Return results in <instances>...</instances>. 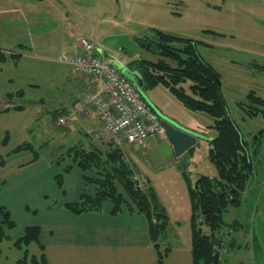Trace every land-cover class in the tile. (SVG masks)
Wrapping results in <instances>:
<instances>
[{"label":"crops","instance_id":"crops-1","mask_svg":"<svg viewBox=\"0 0 264 264\" xmlns=\"http://www.w3.org/2000/svg\"><path fill=\"white\" fill-rule=\"evenodd\" d=\"M39 10L0 9V23L2 15H16L10 24H0V53L3 54L0 60V207L8 208L17 223L9 231L10 238L0 245L2 253L3 250L6 253L5 258H0V264H18L24 254L13 241L30 226L40 228V241L30 244V254L40 256L45 252L49 264H158V253L143 214L126 211L112 214L107 202L101 211L82 214L65 206L79 202L83 194L92 195L96 184L87 183L85 172L78 166L69 165L70 171L65 172L68 165L58 164L57 157L80 146L88 151L107 153L114 141L103 133L95 109L85 103L88 92L102 86L100 79L77 73L58 61L61 54L83 52L81 38H94L70 31V22L68 26L45 22L51 14L45 18ZM81 16L88 21L82 12ZM7 26L12 27L13 34ZM26 37L30 40H24ZM95 40L104 43V56L118 68L122 64L129 67L131 61L142 59L117 53L99 37ZM14 53L20 56L15 59ZM146 94L160 112L170 117L166 106L153 98L150 90H146ZM2 100L16 108H6ZM77 104L82 105V110L77 109ZM61 117H66V124H59ZM212 123L213 120L210 125ZM212 132L215 131L207 130L208 137L216 136ZM161 134L150 138L146 147L165 143L166 137ZM52 142L55 144L52 155L44 159L42 150ZM27 143L36 153L17 150ZM138 167L150 179L154 174L167 173L165 167L160 171L151 170L153 167L150 169L144 163ZM181 170L176 168L175 176L167 174L164 181V201L170 222L181 237L166 256L165 264H191L192 261V238L185 233L191 232V202ZM59 175H63V188L57 184ZM177 182L181 184L182 192L175 189Z\"/></svg>","mask_w":264,"mask_h":264},{"label":"rangeland","instance_id":"rangeland-1","mask_svg":"<svg viewBox=\"0 0 264 264\" xmlns=\"http://www.w3.org/2000/svg\"><path fill=\"white\" fill-rule=\"evenodd\" d=\"M0 9H41V15L45 14L43 17H50L45 22L62 26H68L70 22V31H79L88 38H94L88 39L89 41H96L99 37L117 53L124 52L132 59H157L156 55L144 50L137 41V38L149 35L151 28L198 41L200 55L220 74V83L230 115L241 127L242 135L249 143L251 151L255 148L257 150L254 157L255 171L243 194V203L239 207H230L225 212L224 226L216 232V235L227 240L226 251L219 255V258L222 260L221 264H264V134H260L264 131V114L249 117L240 105L245 103V108L249 109L250 104L247 101L252 91L264 99V0H0ZM81 12L88 21L82 19ZM60 13L68 20H63L64 17L60 16ZM15 16L2 15L0 24H10L11 18ZM57 17L60 18L55 21ZM7 29H11L10 34H13L12 27L7 26ZM18 29L22 32L21 27ZM26 38L24 40H30V37ZM191 85L190 81L184 83L186 89ZM150 91L153 98L166 106L171 120L184 128H194L203 136L194 150L184 154L183 160L175 155L167 138H164L165 143L161 142L150 148L146 145H123L120 148L123 154H119V157L123 155L132 172L129 176L132 178L140 175L149 181L144 190L137 189L135 185L134 187L140 192L154 194L157 206L165 210L168 227L162 244L173 248L180 242L181 237L174 231L170 222L164 201V181L167 174L174 175L175 169L181 170L182 167V175L189 193L185 169L193 181L199 174L217 175L215 166L207 158L210 148L207 130L213 118L204 113L190 111L163 86ZM212 133L213 136L217 135L216 131ZM161 135L164 136L165 133ZM255 135L259 138L257 142H253ZM54 145L52 142L48 148L42 150L44 159L51 157ZM100 153L94 169L85 174L93 179L107 177L108 184H112V187L106 189L119 195L123 194L125 200L129 201L132 194L126 185L128 175L122 173L121 161L118 158H108L103 151ZM60 156L57 157L59 160L65 158L61 166H78L77 161L67 154ZM141 163L150 169L153 167L151 170L160 171L165 167L167 173L155 175L151 171L154 174L151 180L140 172L138 166ZM181 187L177 182L175 189L182 192ZM106 205L112 207V202L107 201ZM190 209L192 215L191 204ZM239 224V231L232 230V225ZM206 231L209 232L210 228H206ZM185 233L187 237L189 234L192 238V232L187 230ZM5 256L3 250L0 258Z\"/></svg>","mask_w":264,"mask_h":264},{"label":"trees","instance_id":"trees-1","mask_svg":"<svg viewBox=\"0 0 264 264\" xmlns=\"http://www.w3.org/2000/svg\"><path fill=\"white\" fill-rule=\"evenodd\" d=\"M137 41L144 50L157 56L155 60L142 58L128 64L131 69L141 75L145 90L163 86L190 111L204 113L213 118V123L208 128L215 130L217 135L209 140L208 159L215 166L217 175H201L195 181L189 177L187 171L185 175L192 205L191 264H221L219 246L223 236L216 235L218 234L216 232L224 226L225 212L230 207H239L243 203V194L255 171L254 157L257 155V150L255 148L253 152L251 151L249 143L242 135L241 127L230 115L220 83V74L200 55L198 41L173 35L158 28H151L149 35L137 38ZM19 56L20 54H12L15 59ZM2 59L3 54L0 53V60ZM188 81L192 82V85L186 89L184 83ZM248 100L249 109L245 108V103L240 105L249 117L264 114V99L255 91L248 95ZM260 134L263 135L264 131ZM253 140L257 142L258 135H255ZM22 149L35 152L30 143L17 148V150ZM100 154V152L88 151L81 146L73 147L67 152V155L77 161L84 172L94 169ZM119 154L123 152L115 144L106 153L108 158H118L121 161V167L125 170L121 169L122 173L128 175L126 185L132 194L129 196V201L125 200L123 194L119 195L106 189V187H112V184H108L107 177L93 179L85 175L84 179L87 183H95L97 186L94 194H83L79 202L67 203L65 206L76 214H82L89 211H101L104 204L111 201L112 214L124 211L143 214L148 220L151 242L158 253V264H165V258L172 250L170 246L162 244L168 227V217L165 210L157 206L154 194L137 190L139 188L133 182V177L129 176L132 173L129 164L123 155L120 158ZM64 161L65 158L58 160V164ZM64 170L69 172L70 167L66 166ZM57 184L63 188V175L57 177ZM16 225L10 210L0 207V245L10 238L9 231ZM240 227V224L232 225V230L239 231ZM206 228H210V231L207 232ZM39 241L40 228L37 226L28 227L21 237L13 241V245L24 254L18 264H49L45 252H42L40 256L30 254L29 245ZM233 241L234 237L231 244ZM1 254L0 246V256Z\"/></svg>","mask_w":264,"mask_h":264},{"label":"built area","instance_id":"built-area-1","mask_svg":"<svg viewBox=\"0 0 264 264\" xmlns=\"http://www.w3.org/2000/svg\"><path fill=\"white\" fill-rule=\"evenodd\" d=\"M80 45L83 52L62 54L58 61L71 66L77 73L100 79L102 86L90 91L86 95L85 103L95 109L102 122L103 133L111 136L117 146H144L148 139L162 130L160 117L121 70L101 55V44L82 38ZM94 51L101 54H88ZM2 103L7 107L14 106L5 100H2ZM76 106L82 110L81 104ZM59 124H66V117L59 118ZM133 182L141 190L147 185V180L137 176L133 178ZM225 245L226 239L223 237L219 246L221 255L226 249Z\"/></svg>","mask_w":264,"mask_h":264},{"label":"water","instance_id":"water-1","mask_svg":"<svg viewBox=\"0 0 264 264\" xmlns=\"http://www.w3.org/2000/svg\"><path fill=\"white\" fill-rule=\"evenodd\" d=\"M123 75L138 89L141 95L150 103L153 109L159 114L164 133L173 147L175 155L183 160L184 154L194 147L203 136L200 133L179 126L168 116L160 112L149 100L144 88V81L141 75L122 64Z\"/></svg>","mask_w":264,"mask_h":264}]
</instances>
